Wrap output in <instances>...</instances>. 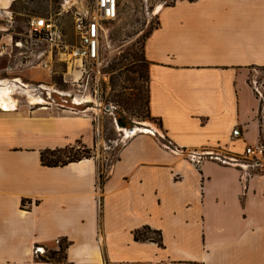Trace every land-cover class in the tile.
<instances>
[{
  "label": "crops",
  "instance_id": "obj_1",
  "mask_svg": "<svg viewBox=\"0 0 264 264\" xmlns=\"http://www.w3.org/2000/svg\"><path fill=\"white\" fill-rule=\"evenodd\" d=\"M158 21L143 50L158 123L104 170L85 115L0 108V264H52L35 251L61 241L64 264H264V167L245 189L215 157L259 138L248 71L264 68V0H181ZM166 143L206 153L194 163ZM79 144L93 157L42 165L43 151Z\"/></svg>",
  "mask_w": 264,
  "mask_h": 264
},
{
  "label": "rangeland",
  "instance_id": "obj_2",
  "mask_svg": "<svg viewBox=\"0 0 264 264\" xmlns=\"http://www.w3.org/2000/svg\"><path fill=\"white\" fill-rule=\"evenodd\" d=\"M178 1L181 0H116V14L104 24L100 59L89 66L88 75L78 81L65 62L69 61L70 49L64 50L66 54L55 50L51 71L39 66H25V61L33 58V51L46 47L34 42L36 36L30 40V22L33 18L52 19L66 44L76 45L75 12L78 8H91L94 0L13 2L9 8L13 23L8 25L0 20V87L8 88L16 100L11 109L30 111L48 107L85 115L92 120L101 141L100 158L104 170L116 160L121 147L130 139L131 136L125 134L127 129L136 126L154 131L158 123L148 112V75L143 50L150 33L158 26V12ZM19 41L26 47L17 46ZM248 82L259 100L258 141L264 144V68L249 70ZM32 98L41 99L43 103L32 105ZM80 146L73 154L87 155L83 149L78 150ZM88 152L93 156L92 150ZM43 249L38 253L40 256L35 251L38 259L53 257L56 264L65 263L61 242Z\"/></svg>",
  "mask_w": 264,
  "mask_h": 264
},
{
  "label": "built area",
  "instance_id": "obj_3",
  "mask_svg": "<svg viewBox=\"0 0 264 264\" xmlns=\"http://www.w3.org/2000/svg\"><path fill=\"white\" fill-rule=\"evenodd\" d=\"M116 14V0H94L91 8H78L74 15V31L78 42L76 45H67L62 32L55 22L49 18H33L30 22V40L36 36L35 43L45 44L37 51H33L32 59L25 61V66H39L43 69L52 70L53 54L56 49L62 54L64 50L69 51V61H65L68 70L73 72L75 80L82 79L88 75L89 66L100 59L105 34L104 24L111 20ZM0 20L10 25L13 23V13L9 9H0ZM17 46L26 47L21 41L16 42ZM28 58V57H27ZM77 65V67H76ZM77 78V79H76ZM97 137L98 134H96ZM242 135L239 129L234 130L233 138L238 139ZM166 148L177 154H187L189 159L198 163L203 153L186 152L170 143L165 144ZM212 156V155H211ZM223 164L237 166L241 170V181L243 187L255 175L257 170L264 167V144L257 141L255 144L247 145L242 155L215 156ZM42 252L41 248L36 249V254Z\"/></svg>",
  "mask_w": 264,
  "mask_h": 264
},
{
  "label": "trees",
  "instance_id": "obj_4",
  "mask_svg": "<svg viewBox=\"0 0 264 264\" xmlns=\"http://www.w3.org/2000/svg\"><path fill=\"white\" fill-rule=\"evenodd\" d=\"M18 1V0H16ZM15 2V1H14ZM145 61V58H144ZM146 63V61H145ZM148 69V66H147ZM148 75V73H147ZM148 78V77H147ZM148 103V101H147ZM150 115V114H149ZM151 117V116H150ZM153 121L155 120L154 118H151ZM83 149V151H86L88 154L86 155H78L77 153L73 154V151L76 149V147H66V148H60V149H55V150H45L41 153V162L43 166L46 167H64L69 165L70 163H75V162H79L85 158H91L93 157L92 155H90V153L88 152V150L90 151V149H87L85 146H80L78 148V150ZM104 175L101 174L100 176V183L101 185L104 184ZM27 201L23 200V207L26 205ZM159 235V234H158ZM136 238L140 239V234H136ZM67 243H64L61 241V249L64 253V260L66 259V254L65 251L67 249ZM43 261L46 262H50L52 264H56L54 261L53 257H42Z\"/></svg>",
  "mask_w": 264,
  "mask_h": 264
},
{
  "label": "bare ground",
  "instance_id": "obj_5",
  "mask_svg": "<svg viewBox=\"0 0 264 264\" xmlns=\"http://www.w3.org/2000/svg\"><path fill=\"white\" fill-rule=\"evenodd\" d=\"M4 9H8V8H4ZM30 103L33 105V104L43 103V101L41 99H33L32 98L30 100ZM15 105H16V100L11 97L10 90L8 88H5V87H0V108L5 109V110H9L11 108H14ZM43 108H45V107H43ZM120 131H122V130L120 129ZM127 131L128 132H125V134L131 136L129 129H127ZM139 132L140 133L141 132H148V130L141 129L140 127L139 128L136 127L135 130L133 131L132 135L139 133Z\"/></svg>",
  "mask_w": 264,
  "mask_h": 264
},
{
  "label": "water",
  "instance_id": "obj_6",
  "mask_svg": "<svg viewBox=\"0 0 264 264\" xmlns=\"http://www.w3.org/2000/svg\"><path fill=\"white\" fill-rule=\"evenodd\" d=\"M120 125H121L122 127H125V123H123L122 121H120ZM135 128H136V126H135V127H131V128H129V131H130V133H131V136H132V133H133V131L135 130Z\"/></svg>",
  "mask_w": 264,
  "mask_h": 264
}]
</instances>
